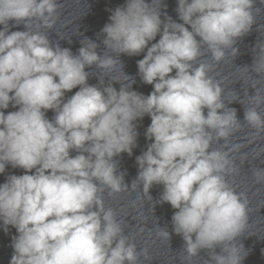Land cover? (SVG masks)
I'll use <instances>...</instances> for the list:
<instances>
[{"label":"clouds","instance_id":"obj_1","mask_svg":"<svg viewBox=\"0 0 264 264\" xmlns=\"http://www.w3.org/2000/svg\"><path fill=\"white\" fill-rule=\"evenodd\" d=\"M177 4L183 23L162 20L160 9L146 0H126L110 10L101 29L103 44L118 55L146 49L137 61L142 81L153 86L145 96L130 90L134 79L126 74L130 84L113 79L121 83L119 91L111 83L102 90L87 83L86 66L111 70L119 63L123 68L117 58L98 55L92 40L86 38L73 55L32 30V21L40 22L37 29L54 26L57 0H0V174L8 164L25 170L0 184V221L6 232L11 225L18 233L10 264H137L135 244L123 235L101 194L105 188L110 194L128 188L124 174H115L113 157L132 154L138 136L134 121L145 115L151 118L145 136L152 143L136 157V180L145 194L153 184L163 185L159 202L176 210L173 230L185 241L186 259L207 249V264H242L247 254L241 256L243 245L233 242L245 229L248 200L225 180L236 171L229 153L209 150L214 139L227 140L242 125L236 110L226 107L220 83L207 75L211 66L193 67V62L202 45L216 62L227 48L233 57L238 54L236 40L255 22L253 0ZM10 20L25 22L27 30L9 31ZM253 51L252 69L264 74V42ZM77 87L65 100V93ZM251 100L256 107L246 108L244 119L259 133L264 131L257 111L264 103L260 89ZM10 104L17 110L6 113ZM48 110L54 111L53 120L46 118ZM72 150L78 153L74 157ZM253 175L264 182V168ZM158 235L170 239L166 229ZM216 246L223 254L215 253ZM143 255L149 258L146 250Z\"/></svg>","mask_w":264,"mask_h":264}]
</instances>
